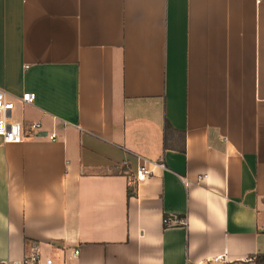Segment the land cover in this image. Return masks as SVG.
Listing matches in <instances>:
<instances>
[{"label":"crops","instance_id":"0c3cea01","mask_svg":"<svg viewBox=\"0 0 264 264\" xmlns=\"http://www.w3.org/2000/svg\"><path fill=\"white\" fill-rule=\"evenodd\" d=\"M0 89L60 136L0 140V261L264 253V0H0Z\"/></svg>","mask_w":264,"mask_h":264},{"label":"built area","instance_id":"2783aa9c","mask_svg":"<svg viewBox=\"0 0 264 264\" xmlns=\"http://www.w3.org/2000/svg\"><path fill=\"white\" fill-rule=\"evenodd\" d=\"M35 93L26 91L20 96H13L4 90L0 89V140L3 143H20L29 138H46L50 141L59 139V134L55 129L46 130L40 122L24 123L12 118L16 104L29 105L34 102ZM151 169L143 163L141 164L135 175L134 182L139 183L145 181L151 174ZM183 222L182 219L164 217L163 223L165 226ZM78 254V250L72 251V256ZM220 257H214L213 260L217 261ZM0 264H55L54 260L50 257H44L37 250L26 255L21 263H10L0 261Z\"/></svg>","mask_w":264,"mask_h":264},{"label":"trees","instance_id":"16d2710c","mask_svg":"<svg viewBox=\"0 0 264 264\" xmlns=\"http://www.w3.org/2000/svg\"><path fill=\"white\" fill-rule=\"evenodd\" d=\"M163 129H164V137H163V144H164V147H166V139H167V132L169 130H173L172 127L170 126L169 122L168 121H164V126H163ZM130 191H127V197L130 196ZM254 259V264H264V253H258L256 255H254L253 257H251ZM239 264H246V262H240Z\"/></svg>","mask_w":264,"mask_h":264},{"label":"rangeland","instance_id":"374dc122","mask_svg":"<svg viewBox=\"0 0 264 264\" xmlns=\"http://www.w3.org/2000/svg\"><path fill=\"white\" fill-rule=\"evenodd\" d=\"M246 264H254V259L251 258L249 261L246 262Z\"/></svg>","mask_w":264,"mask_h":264}]
</instances>
